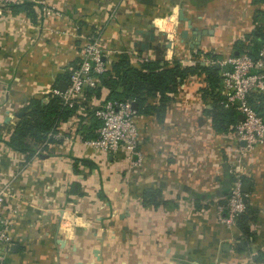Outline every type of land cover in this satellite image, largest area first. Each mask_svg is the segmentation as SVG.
<instances>
[{
  "label": "crops",
  "instance_id": "1",
  "mask_svg": "<svg viewBox=\"0 0 264 264\" xmlns=\"http://www.w3.org/2000/svg\"><path fill=\"white\" fill-rule=\"evenodd\" d=\"M32 2L33 19L0 4V182L15 173L23 197L9 229L10 250L3 252V263L254 264L253 256L264 252V143L241 150L244 144L229 130L214 128L210 111L215 89L204 72L183 80L166 101L163 117L136 112L141 151L137 166L128 163L124 148L103 153L76 138L95 135L91 111L106 99L105 87L100 96L85 88L72 115L59 123L55 142L38 148L30 159L7 140L16 114L30 98L47 102L58 81L67 82L85 35L94 29H101L112 49L108 68L124 54L136 65L146 57L155 59L153 52L187 65L196 48L205 53L199 59L206 54L226 58L244 48L255 56L264 37V0ZM45 6L56 13L47 14ZM181 10L187 21L178 18ZM151 27L154 46L160 49L164 44L158 35L164 31L171 46L140 49ZM193 27L201 32L199 40ZM183 29L188 30L186 37ZM215 66L221 75L225 67ZM147 103L158 105L159 99L150 97ZM233 164L249 184L246 202L256 212L254 239L247 243L237 225L225 228L218 220ZM109 215L122 221L114 231L127 233L128 246L121 247L120 240L108 246L105 228L87 230L86 220ZM72 229L80 238L68 252ZM60 231L66 241L57 238ZM95 233L100 237H93ZM94 249H99L100 260Z\"/></svg>",
  "mask_w": 264,
  "mask_h": 264
},
{
  "label": "built area",
  "instance_id": "2",
  "mask_svg": "<svg viewBox=\"0 0 264 264\" xmlns=\"http://www.w3.org/2000/svg\"><path fill=\"white\" fill-rule=\"evenodd\" d=\"M23 1L32 0H0V4L11 5ZM44 9L47 14L56 13L52 7L45 6ZM111 51L102 38L100 28L85 35L79 60L70 70L66 89L60 92L56 88L51 93L59 95L65 105L72 107L85 88L99 85L100 76L108 69ZM147 60L150 59L144 58V61ZM220 64L225 68L220 75L219 93L222 99L219 102L223 107L232 108L237 114L243 115L242 119L230 126L229 132L236 136V139L245 142L244 146L240 147L241 150H251L264 143V114L249 102V96L252 94L264 93V37L255 56L244 48L236 55L223 58ZM132 103L129 99H104L94 109V116L99 121L95 137L85 138L78 134V142L103 153H114L124 147L131 163L139 164L140 134L135 120L136 110ZM49 135L54 139L59 136L58 132ZM64 138L68 139V136ZM50 143L46 141L43 144ZM239 171L234 164L230 168L232 178L226 184V203L218 207V220L227 226L236 225L237 218L246 209L248 193L242 189L243 181ZM22 198L14 180L6 178L0 182V264H4L3 252L10 250L9 229L18 214Z\"/></svg>",
  "mask_w": 264,
  "mask_h": 264
},
{
  "label": "trees",
  "instance_id": "3",
  "mask_svg": "<svg viewBox=\"0 0 264 264\" xmlns=\"http://www.w3.org/2000/svg\"><path fill=\"white\" fill-rule=\"evenodd\" d=\"M34 4L32 1H23L10 6L14 11H25L33 19L36 15ZM199 71L207 75L210 88L215 89L212 95L214 109L210 111L213 126L218 131H227L231 125L238 121V115L235 110L225 108L219 102L222 99L219 93L221 76L214 64L209 66L198 63L195 65H181L176 60L170 62L150 59L133 65L127 55L124 54L114 61L111 67L100 76V85L93 87L91 91L96 96H100L101 88L105 87L108 89L106 99L132 100L137 104L136 112H155L156 116L161 118L165 111L166 101L170 99L171 94L176 92L178 86L187 76ZM155 96L158 97L159 104H148L147 99ZM253 99H257L258 103L256 105ZM249 102L257 111L263 113L264 93L252 94L249 96ZM76 107V105L68 107L63 103L59 95L52 93L49 95L47 102H42L38 98H30L10 131L7 140L8 145L12 149L24 153L26 158L30 159L38 148L45 147L43 143L46 141L55 142V139L49 133L57 132L59 123L67 120ZM91 113L94 116V110ZM94 124L97 127L99 126V121L96 118ZM93 137L95 135L91 138ZM244 180V177H242L243 182ZM224 192L228 193L226 187ZM246 208L239 216L236 224L245 236L244 243L254 239L253 233L248 230V226L250 225L249 219L254 220L256 215L251 208L252 211L250 213H254L252 218L249 217V205L247 202ZM263 261L264 252L258 251L253 256V263L260 264Z\"/></svg>",
  "mask_w": 264,
  "mask_h": 264
},
{
  "label": "rangeland",
  "instance_id": "4",
  "mask_svg": "<svg viewBox=\"0 0 264 264\" xmlns=\"http://www.w3.org/2000/svg\"><path fill=\"white\" fill-rule=\"evenodd\" d=\"M176 30H174L173 31V33L175 32ZM165 32V31H164ZM164 32H159L158 33V35H159V37H161V39L163 40V42L165 43V42H167L166 41V38H167V36H166V32L164 33ZM175 35V34H174ZM175 38V36H173V39ZM212 52V51H211ZM210 52V53H211ZM209 53V54H210ZM192 57L191 58H188V60H186L185 62L186 63H184V64H188V65H190V64H192V65H195V64H201V65H205L206 63H207V65L209 66V65H218V66H220V62L222 61V59L223 58H221L220 57V55L219 54H217V55H211L210 57L209 56H204V59H199L198 57H200L201 55H203V54H205L204 53V51H202V49H195L194 51H192ZM152 56H153V58H155V59H160V60H163L164 59V53L163 52H158V53H155V52H153L152 53ZM173 60H176V61H178L179 63H180V61L178 60V59H172V61ZM196 62V63H195ZM203 63V64H202ZM180 64H182V63H180ZM254 100V99H253ZM254 103H255V105L258 103V101H257V99H255L254 100ZM263 112V114H264V110L262 111ZM122 148H124V147H122ZM124 150H125V148H124ZM125 153H126V158H127V160H128V163L133 167V166H137V165H139V164H137V165H135V164H132L131 163V159L129 158V154H128V151L127 150H125ZM16 178H17V176H16V174L15 173H12V174H9L8 175V179H12V180H14V182H15V180H16ZM227 195V194H226ZM107 200H109L108 199V197L106 198ZM110 200H113V197H112V199H111V197H110ZM225 203H226V200H225ZM247 209V208H246ZM252 211V209L251 208H249V210H248V214L250 213ZM254 213V212H253ZM253 213H250V218H252L253 216ZM256 213V212H255ZM239 218V217H238ZM238 218H237V220H236V223L235 224H237L238 223ZM120 219V218H119ZM65 220V219H64ZM117 220H118V218H117V216H116V221H115V218L112 216V215H109L108 217H103L102 219H99V220H96V219H88V220H86L87 222H88V226H87V230H89V231H97V230H99V228L100 227H102V228H105V231L106 230H108V235H107V240L105 241V243L107 242L108 244V246H110V247H113V244L114 243H116V242H119V240H120V242H122V245H120L121 247H123V243L124 244H127L126 246H128V236H127V233L125 232V231H123V230H121V231H114V229H115V226H120L119 224L122 222H120V223H118L117 222ZM250 220V225L248 226V230H249V232H251L252 233V230H253V227H252V224H254V220H252V219H249ZM66 221H69L70 223V225L69 226H71V227H73V221L72 220H66ZM225 228H230V227H233V225H231V226H227V225H225L224 223H222V222H220ZM235 226V225H234ZM91 229H94V230H91ZM255 230V229H254ZM72 231V235L70 234V235H68V252H71V248H70V245L72 246V245H74L75 244V242H78V240H79V238H80V236L78 235V234H75V233H73V229L71 230ZM62 231H60V234L57 236V238H59V239H63L64 241H66V239H64L63 238V234L61 233ZM90 235V234H89ZM93 237H100V235H97L96 233L94 234V235H92ZM91 235H90V237H92ZM84 238V237H83ZM241 240H245L244 239V235L242 236V239ZM56 241V240H55ZM60 241V240H59ZM100 242H103V241H100ZM76 246V245H75ZM117 248V247H116ZM115 248V249H116ZM96 259H98V260H100L101 258H100V256L99 257H96ZM239 260V259H238ZM238 263L240 262V261H237ZM247 262L246 261H244V260H242L241 262H240V264H246ZM260 264H264V261L262 262V263H260Z\"/></svg>",
  "mask_w": 264,
  "mask_h": 264
},
{
  "label": "water",
  "instance_id": "5",
  "mask_svg": "<svg viewBox=\"0 0 264 264\" xmlns=\"http://www.w3.org/2000/svg\"><path fill=\"white\" fill-rule=\"evenodd\" d=\"M178 18L180 19V20H188V18L187 17H185L184 15H183V12H182V10L179 12V14H178ZM193 30L195 31V33L197 34V39L199 40L200 39V34H201V32L199 31V30H197V28L196 27H193ZM187 33H188V30L187 29H183L182 31H181V35L182 36H184V37H186L187 36ZM203 33H205V32H203ZM146 35V40L144 41V42H141L140 44H139V46H140V49H142V50H144V49H154V50H164L165 48H167V47H170L171 46V41H167V42H165L164 44H162L160 47V49L158 48V46H154L153 45V42H154V40H155V30H154V27H151L148 31H147V33H144V36ZM197 42V41H196ZM66 86H67V82L65 81V80H59L58 81V84H57V86H56V88L60 91V92H63L65 89H66ZM132 106H133V108L136 110V108H137V104L135 103V102H133L132 103ZM22 112H19L18 114H16V113H14L13 114V116L16 114V116H19L20 114H21ZM243 118V115L242 114H239V116H238V119L240 120V119H242ZM10 119V118H9ZM241 143L242 144H245V142L244 141H241ZM226 187V186H225ZM248 187H249V184L248 183H243V186H242V189H243V191L244 192H248L249 190H248ZM239 246H244V243L243 242H239ZM224 247L226 248H228L229 247V245L228 244H225L224 245ZM93 253H94V255H96L97 257H99V249H94L93 250Z\"/></svg>",
  "mask_w": 264,
  "mask_h": 264
},
{
  "label": "bare ground",
  "instance_id": "6",
  "mask_svg": "<svg viewBox=\"0 0 264 264\" xmlns=\"http://www.w3.org/2000/svg\"><path fill=\"white\" fill-rule=\"evenodd\" d=\"M170 34V33H169ZM172 36H169V38H171Z\"/></svg>",
  "mask_w": 264,
  "mask_h": 264
}]
</instances>
